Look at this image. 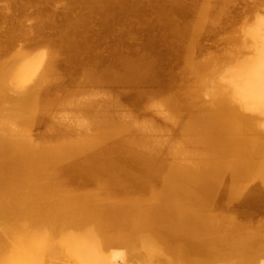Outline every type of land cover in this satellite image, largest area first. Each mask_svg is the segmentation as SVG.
<instances>
[{
    "label": "bare ground",
    "instance_id": "obj_1",
    "mask_svg": "<svg viewBox=\"0 0 264 264\" xmlns=\"http://www.w3.org/2000/svg\"><path fill=\"white\" fill-rule=\"evenodd\" d=\"M106 3L113 11L116 0ZM4 8L0 0V19ZM261 30L264 23L258 22L250 33L258 36ZM52 61L49 55L26 56L23 66L0 75V264H264V248H254L258 241L253 233L233 224L220 230L203 212L200 195L234 197L237 190L223 185L217 173L196 179L192 167L183 170L168 161L165 155L176 150L157 136L164 134L160 128L116 120L106 113L107 102L96 98L86 104L87 109L94 106V114L79 105L75 113L61 115L59 121L71 127L73 136L55 144L36 143L41 121L52 124L56 119L37 111ZM136 69L132 73L143 74L146 65ZM224 86L212 94L230 120L222 123V114L212 113L205 130L225 141L226 153L241 160L232 166L238 180H264V144L231 125L249 120L237 108L264 112V63L231 70ZM134 133L141 135L140 142ZM88 168L93 175L84 171ZM100 171L109 175L107 181L98 178ZM185 175L191 177L188 182ZM52 195H63L64 204L38 201ZM182 200H196L195 206H182ZM174 220L183 225L173 226ZM65 222L69 230L60 229ZM226 243L233 248L223 251Z\"/></svg>",
    "mask_w": 264,
    "mask_h": 264
},
{
    "label": "rangeland",
    "instance_id": "obj_2",
    "mask_svg": "<svg viewBox=\"0 0 264 264\" xmlns=\"http://www.w3.org/2000/svg\"><path fill=\"white\" fill-rule=\"evenodd\" d=\"M99 1L4 0L0 75L23 66L26 56L53 58L47 92L38 99L42 104L37 111L56 119L52 124L41 121L36 143L55 144L61 137L73 136L71 127L59 121L61 115L75 113L79 105L94 114V106L87 109L86 104L101 98L109 106L106 113L116 120L160 128L164 134L157 136L176 150L165 155L168 161L183 170L192 167L196 179L217 173L223 185L237 190L234 197L200 195L203 212L220 230L231 224L244 227L243 232L253 233L258 241L254 248H264V180L257 176L238 180L232 166L241 160L227 154L225 141L218 142L217 135L205 130L212 113L222 114V123L230 120L212 92L225 89L224 79L231 70L264 63V30L258 36L250 33L258 22L264 23V0H116L113 11L107 0L102 7ZM143 65L149 75L132 73ZM237 111L249 120L231 125L264 144V112ZM230 126L225 129L231 131ZM133 136L141 141L139 133ZM84 171L94 173L93 168ZM115 171L110 172L118 174ZM96 174L101 181L109 177L101 171ZM190 179L186 176L184 182ZM190 188L197 193L194 186ZM46 200L54 205L65 201L63 195L41 196L38 201ZM195 202L182 200V206L193 207ZM60 229L69 230V222ZM221 248L229 251L233 243Z\"/></svg>",
    "mask_w": 264,
    "mask_h": 264
}]
</instances>
